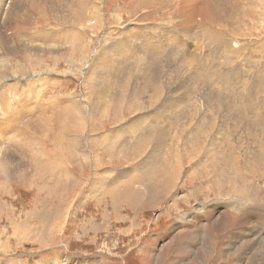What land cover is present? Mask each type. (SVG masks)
I'll return each instance as SVG.
<instances>
[{
	"label": "rangeland",
	"instance_id": "rangeland-1",
	"mask_svg": "<svg viewBox=\"0 0 264 264\" xmlns=\"http://www.w3.org/2000/svg\"><path fill=\"white\" fill-rule=\"evenodd\" d=\"M98 1L0 0V264H264V0Z\"/></svg>",
	"mask_w": 264,
	"mask_h": 264
},
{
	"label": "bare ground",
	"instance_id": "bare-ground-1",
	"mask_svg": "<svg viewBox=\"0 0 264 264\" xmlns=\"http://www.w3.org/2000/svg\"><path fill=\"white\" fill-rule=\"evenodd\" d=\"M95 1H97V4H95V3H93V7H89V4H85V5H82V6H80L79 7V9H78V12H79V14L77 15V17L79 18V20H80V18H84V19H87V18H89L91 15L90 14H92L93 12L94 13H98L99 15L101 14L102 15V12L104 11V5H103V3H102V5H100L99 3H100V1H98V0H95ZM93 2V1H92ZM99 2V3H98ZM97 5H99V6H97ZM82 11H83V14H82ZM94 13H93V15H94ZM87 14V15H86ZM92 15V16H93ZM96 16V15H95ZM96 17H99V16H96ZM93 22H95L94 20H91L90 22H89V24H92ZM78 26V25H77ZM82 36L80 35V38H81ZM78 39H79V37H78ZM172 41V40H171ZM141 42V41H140ZM170 43V42H169ZM147 46V45H146ZM148 52V51H147ZM90 103V102H89ZM89 103H87V104H89ZM86 104V105H87ZM83 105V104H82ZM84 106H85V104H84ZM88 106V105H87ZM87 106H85V109H86V107ZM75 108H77V109H79L78 107H77V105H75ZM79 112V113H78ZM78 112H76V114L75 115H78V117H77V120L79 119V118H81V112H80V110L78 111ZM88 113V111H85V113ZM42 112H40L39 113V116L41 117L42 116ZM63 117V116H62ZM73 117H74V114H73ZM72 117V121L73 122H76L77 120H75L76 118H73ZM44 120V119H43ZM78 122H81V120H78ZM47 123V122H46ZM63 132H64V129L62 130ZM60 132V134H64L63 132H61V131H59ZM79 132V131H78ZM61 135V136H62ZM246 177H242V180L243 179H245ZM246 181V180H245ZM244 182V181H243ZM166 186H168V185H166ZM243 187H245V186H243ZM246 189V188H245ZM249 189V188H248ZM249 191L251 192V188L249 189ZM130 197V196H129ZM131 199V198H130ZM241 207L239 206H237V208L236 209H238V213L240 212L239 211V209H240ZM241 210V209H240ZM228 211H230V209L226 206L225 208H223L222 210H221V220H225V217L227 216H224ZM249 211V210H248ZM247 213V212H246ZM248 214V213H247ZM212 215H213V213H212V211H210L209 212V215L208 216H205L203 219H199L198 221L197 220H195V222L194 223H196V224H199L200 223V221H202L201 223L202 224H204V223H206V222H210V219H211V217H212ZM250 215H252V214H250ZM249 214L247 215V216H245V220H248L249 219ZM220 220V221H221ZM250 220V219H249ZM245 222H247V221H245ZM198 226V225H197ZM244 229V230H243ZM245 229H247L246 231H245ZM241 230H243V231H241V233L240 232H238V233H240V237L241 238H246L248 235H250V234H248L247 233V231H251L252 232V230H254V228H253V226H250V227H244L243 226V228H241ZM248 239V238H247ZM244 240V239H243ZM245 242H246V240H245ZM245 242H243V243H245ZM262 242L264 243V237L263 238H261V239H256L255 241L253 240H250V243H252V245H254V246H256V249H258L259 247H261V245L260 244H262ZM242 243V244H243ZM247 244V243H246ZM263 245V244H262Z\"/></svg>",
	"mask_w": 264,
	"mask_h": 264
},
{
	"label": "crops",
	"instance_id": "crops-1",
	"mask_svg": "<svg viewBox=\"0 0 264 264\" xmlns=\"http://www.w3.org/2000/svg\"><path fill=\"white\" fill-rule=\"evenodd\" d=\"M200 2H203V0H199ZM195 2V1H194ZM199 16V15H198ZM98 84V83H97ZM28 133V136H31L32 137V134L33 133H29V132H27ZM46 135V136H45ZM45 135H43V136H45V137H48V139L49 140H51V142L54 144L53 146H52V149H54L55 147H58L61 151H64V153H66V145L67 144H65V142L63 141V138H62V140H60V139H58V138H56V139H53V137L51 136V135H48V133L47 134H45ZM22 137H24L23 135H22ZM143 138H145V137H143ZM24 139H25V137H24ZM46 141H48V140H46ZM80 145H83L82 143H80ZM78 146H79V142H78ZM51 149V150H52ZM77 151H78V149L76 148V150H75V156H71V158H69L68 160H66V164H68L69 162H70V164H69V168L70 167H79L78 166V164H76L78 161H79V158H82L81 159V164H82V168H84V171H85V169H86V167H87V161H91V163H92V165L95 163V158H94V156L92 157V154H89V156H90V158H85V156L81 153V154H78L77 153ZM88 156V157H89ZM89 159V160H88ZM74 161H76V163H74ZM94 162V163H93ZM71 163H72V166H71ZM73 164H75V165H73ZM97 164V163H96ZM75 175V174H74ZM76 176V175H75ZM24 177H25V179L27 178V177H29L28 176V174L26 173L25 175H24ZM19 180H21L22 181V179H19ZM116 180L117 181H113L115 184L118 182V181H121L122 179L121 178H118L117 179V177H116ZM15 181H17V180H15ZM112 182H109L108 184H111ZM23 185V184H22ZM103 185V184H102ZM20 187H24V186H20ZM103 187V186H102ZM101 187V188H102ZM149 188V187H148ZM11 189V188H10ZM16 189H19V188H16ZM15 189V190H16ZM118 189H120V191L122 190V186L121 187H119ZM12 194H14V192H13V189H12V192H11ZM8 194H10V193H8ZM108 197H110V195H108V194H106ZM121 198H119V199H117L116 201H117V205H119L120 203H121V201H122V195L120 196ZM110 201H111V203H113L112 202V200H111V198H110ZM126 204H128V203H126ZM116 205V206H117ZM128 205H130V206H138V204H135V205H133V204H128Z\"/></svg>",
	"mask_w": 264,
	"mask_h": 264
}]
</instances>
